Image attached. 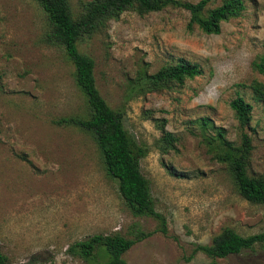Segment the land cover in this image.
<instances>
[{
	"label": "rangeland",
	"instance_id": "1",
	"mask_svg": "<svg viewBox=\"0 0 264 264\" xmlns=\"http://www.w3.org/2000/svg\"><path fill=\"white\" fill-rule=\"evenodd\" d=\"M91 1L69 0L74 16ZM222 1L210 0L207 9ZM244 1L242 15L216 35L188 29V14L169 7L125 11L78 43L94 60L101 96L125 112L124 128L145 147L139 165L161 228L131 214L91 133L55 123L88 111L70 60L45 42L42 10L31 0H0V252L10 264H104V254L84 260L68 248L96 234L129 237L132 227L149 236L123 255L127 264H209L193 252L224 229L243 237L264 232V205L239 195L219 158L246 133L248 174H264V75L253 66L264 56V0ZM181 60L199 65L201 75L159 90L136 88L140 73ZM237 97L252 106L244 128L229 106ZM161 126L176 138L173 148L161 150ZM217 262L264 264V252Z\"/></svg>",
	"mask_w": 264,
	"mask_h": 264
},
{
	"label": "trees",
	"instance_id": "2",
	"mask_svg": "<svg viewBox=\"0 0 264 264\" xmlns=\"http://www.w3.org/2000/svg\"><path fill=\"white\" fill-rule=\"evenodd\" d=\"M44 13L48 29L45 42L61 49L74 67V79L83 94L88 114L86 118L69 116L55 121L59 126H69L92 134L102 168L106 176L117 187L118 194L126 207L135 217H149L159 222L161 228L165 220L156 211L150 193L148 180L140 170L139 161L146 155L143 145L138 144L124 128L125 112L113 110L101 96L94 78V60L78 49L81 39L93 35L105 27L110 20H116L125 11L132 10L140 15L156 13L166 8H175L188 14V29L196 27L204 34L220 33L221 24L242 15L246 6L244 0H223L213 9H207L210 0H200L195 4L180 0H92L83 7L76 18L69 0H31ZM254 69L264 75V56L254 63ZM201 75L199 65L188 61H178L174 65L161 68L153 75L139 74L136 88L159 90L167 84H184ZM256 85L254 90L262 92ZM263 95V94H262ZM241 128L248 125L252 106L241 97L230 101ZM206 126L205 119L201 120ZM161 150L173 148L176 138L160 127ZM221 137V134L219 133ZM223 139V138H222ZM226 145V144H225ZM252 151L251 138L243 133L240 144L226 145L220 155L239 195L252 204L264 205V174L249 175L248 162ZM172 174V173H171ZM164 230V229H162ZM149 233L132 227L129 237L118 233L112 235L96 234L76 242L68 248V253L89 260L97 254H104V264H127L123 255L137 242L146 239ZM264 252V232L243 237L232 229H224L212 239L209 246H198L193 254L202 253L209 264H218V260L228 261L240 255L254 256ZM0 264H10L8 258L0 252Z\"/></svg>",
	"mask_w": 264,
	"mask_h": 264
}]
</instances>
